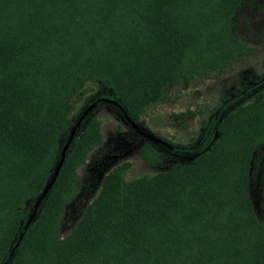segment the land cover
<instances>
[{"label":"trees","instance_id":"obj_1","mask_svg":"<svg viewBox=\"0 0 264 264\" xmlns=\"http://www.w3.org/2000/svg\"><path fill=\"white\" fill-rule=\"evenodd\" d=\"M243 1L0 0V264H264V173L256 199L250 185L264 88L220 115L192 160L134 177L125 175L130 160L113 165L62 235L78 167L103 139L91 116L21 228L76 100L105 85L138 121L169 84L245 59L253 48L234 29ZM139 155L161 154L146 142Z\"/></svg>","mask_w":264,"mask_h":264},{"label":"rangeland","instance_id":"obj_2","mask_svg":"<svg viewBox=\"0 0 264 264\" xmlns=\"http://www.w3.org/2000/svg\"><path fill=\"white\" fill-rule=\"evenodd\" d=\"M258 1L244 0L234 18V29L253 48L250 55L205 77L169 84L163 97L145 108L140 120L132 119L105 85L96 83L93 90L77 99L72 125L60 137L58 159L44 188L27 202L28 213L21 228L24 230L37 216L74 137L91 116L100 120L103 139L90 149L78 167L82 183L62 213V235L73 227L83 207L96 194L103 174L116 163L130 160L125 175L134 177L192 160L208 128L213 129L214 121L237 104L247 102L256 89L264 88V6H258ZM216 136L214 131L213 137ZM146 142L160 152L159 160L146 162L140 157L139 148ZM263 173L264 142L255 149L251 163L254 199L257 178L261 179Z\"/></svg>","mask_w":264,"mask_h":264},{"label":"water","instance_id":"obj_3","mask_svg":"<svg viewBox=\"0 0 264 264\" xmlns=\"http://www.w3.org/2000/svg\"><path fill=\"white\" fill-rule=\"evenodd\" d=\"M61 164H62V163H61ZM61 164L59 165L58 171H59V169H60ZM58 171H57V173H58Z\"/></svg>","mask_w":264,"mask_h":264}]
</instances>
